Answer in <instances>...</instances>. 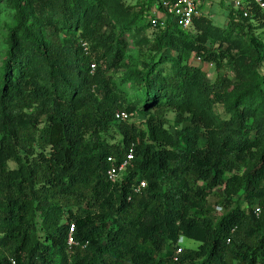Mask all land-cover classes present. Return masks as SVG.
Masks as SVG:
<instances>
[{"label":"trees","instance_id":"trees-1","mask_svg":"<svg viewBox=\"0 0 264 264\" xmlns=\"http://www.w3.org/2000/svg\"><path fill=\"white\" fill-rule=\"evenodd\" d=\"M22 1L13 0L16 26L1 75L0 264H264V142L242 180L247 203L216 219L215 207L207 202L214 188L238 182L225 174L246 162L254 138L264 137V97L255 117L250 99H236L225 130L215 138L188 104L185 76L197 69L182 64L188 53L177 59L172 54L171 36L187 38L185 30L170 24L154 28V48H163L173 66L163 73L153 70L152 61L146 64L134 79L132 101L100 73L97 48L87 54L77 43L79 29L89 33L82 34L84 40L92 36L104 48L117 42L113 31H102L104 21L93 0H37L49 18L62 13L58 19L66 38L28 24ZM154 1L146 0L142 10ZM231 14L237 18L241 12ZM256 20L264 25V10L252 4L249 15L236 21L253 29ZM251 44L253 63L260 64L264 43L253 39ZM118 51L114 64L121 59ZM202 55L216 58L211 51ZM257 91L264 96L262 88ZM175 101L189 112L180 114L175 136L162 113L147 119L148 142L139 128L125 122L129 118H115L116 111L130 116L138 108ZM112 128L120 141L108 140ZM130 147L127 170L111 182L107 156L119 163ZM9 160L17 166L9 168ZM70 227L72 246L67 243ZM180 237L197 242L196 247L182 245L176 254Z\"/></svg>","mask_w":264,"mask_h":264},{"label":"rangeland","instance_id":"rangeland-1","mask_svg":"<svg viewBox=\"0 0 264 264\" xmlns=\"http://www.w3.org/2000/svg\"><path fill=\"white\" fill-rule=\"evenodd\" d=\"M93 1L98 6V11L104 21L102 31L106 33L110 30L113 31L117 42L104 48L103 45H98L99 43L92 36L88 37V40H84L82 34L88 36L89 33L88 31L84 33L79 29V42L77 41V43L81 44L87 54L91 47L97 48L98 55H100L97 63L100 73L107 75L115 86L124 90L127 100L134 101V79L146 64L152 61L153 70H160L163 73L171 71L173 66L172 61L162 55L163 48L160 50L154 48L153 42L157 32L145 25L147 18L153 12L142 10V5L146 0ZM13 3V0H0V102L2 99L3 61L8 54L12 29L16 26ZM22 3L26 6V11L29 14L28 24L33 22L37 29H42V34L46 33L47 29L57 30L61 38H66L65 28L62 27V21L58 19L62 16L61 12H56L55 16L49 18L48 13L42 12L43 8L37 0H23ZM197 8L200 12L196 20L184 32L187 34V38L180 40L179 36H171L173 44H176L175 48L172 47V54L177 59L181 57V54L188 53L187 58L182 60V64L186 63L197 69L195 72L190 70L185 76L188 84L186 93L189 97L188 104L202 116V127L206 126L212 129L214 137L217 138L227 126L226 119L232 114V107L236 99L237 102L243 97L250 99V102L247 103L249 111L254 117L259 114L255 112L263 110L264 96L259 91L253 92L259 87L264 90V83L260 84V76L264 75V59L260 64L255 65L250 47L253 39L264 43V25L259 26L258 24L263 21L256 20L251 22L253 29L242 28V24H238L237 18L231 14L236 9L230 0H197ZM92 18L97 20L95 15ZM19 29L17 28L15 31L18 38L22 36ZM255 36L259 37L255 38ZM181 42L185 44L182 45ZM191 48L194 49L191 51ZM198 49L200 54L197 52ZM117 50L121 53V59L114 64L112 61ZM206 51L213 52L216 58L210 60L203 58L202 54ZM92 63L96 68V63ZM216 92L221 93V96H216ZM161 113L168 121L165 126L172 136L176 135V128L182 126L180 114L182 113L183 117L189 114L187 110L178 106V101H175V105L168 107L160 102L155 108L142 110L138 108L125 122L133 123L135 127L139 128L144 142H148L151 135L147 119ZM251 118L252 115L248 116L247 121L249 122ZM109 134L113 135L112 138L107 137L110 142L121 140L120 133L114 128L110 130ZM0 139L2 140L1 133ZM263 142L264 137L254 138L251 141L252 147L246 154V162L239 169L225 174V178L237 176V183L231 181L228 189H225L224 185L216 187L208 195L207 202L210 206L215 207L216 219L234 206H242L247 203L244 198L242 180L246 169H250L256 162ZM201 144H205L204 138L201 139ZM8 166L13 168L17 166V163L9 160ZM32 216L37 221V217L34 214ZM36 233L38 234V230ZM182 245L196 247L197 242L183 239Z\"/></svg>","mask_w":264,"mask_h":264},{"label":"built area","instance_id":"built-area-1","mask_svg":"<svg viewBox=\"0 0 264 264\" xmlns=\"http://www.w3.org/2000/svg\"><path fill=\"white\" fill-rule=\"evenodd\" d=\"M232 6L236 9L234 12H241V15H237V18H244L249 15L252 4L258 6L261 10H264V0H230ZM149 12H153L149 16V26L154 29L158 26L165 27L168 24L175 26L176 28L187 30L192 24L193 19L198 16L199 10L197 8V0H155L150 7ZM95 64L91 63V72L94 70ZM115 118L125 121L129 118V115L125 111H116ZM133 158V149L130 147L125 154L124 159L119 163L115 162V159L109 155L107 156L108 167L106 169V176L111 182H116L122 174L127 170L130 161ZM144 186V182L135 188L138 191ZM256 213L260 212V209L256 207L254 209ZM73 227H70L67 243L69 246L75 245L76 242L72 237ZM182 240L180 237L178 244L180 245L176 249V254L181 251ZM176 259V257H174Z\"/></svg>","mask_w":264,"mask_h":264}]
</instances>
